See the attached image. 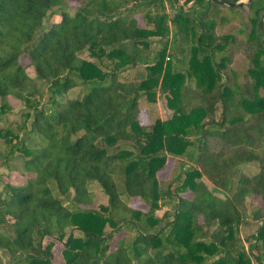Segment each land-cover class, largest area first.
<instances>
[{"label": "trees", "instance_id": "trees-1", "mask_svg": "<svg viewBox=\"0 0 264 264\" xmlns=\"http://www.w3.org/2000/svg\"><path fill=\"white\" fill-rule=\"evenodd\" d=\"M263 10L0 0V264H264ZM224 12L250 47L241 80ZM157 92L170 116L141 123Z\"/></svg>", "mask_w": 264, "mask_h": 264}, {"label": "rangeland", "instance_id": "rangeland-1", "mask_svg": "<svg viewBox=\"0 0 264 264\" xmlns=\"http://www.w3.org/2000/svg\"><path fill=\"white\" fill-rule=\"evenodd\" d=\"M186 6V5H185ZM189 7V6H186ZM169 9V4L166 3L165 9ZM168 10V11H169ZM243 19H245V11L243 9L237 11ZM221 15V14H220ZM224 18L220 19V16H217L216 19V26L214 28V34L215 36H219L221 34L226 33H234L235 35V42L237 44V48L233 50L231 55V62L228 66V69H226V73L228 74L230 70H236V75L238 77V80H241L243 77L244 69L246 68V55L250 51L249 45L246 43L244 38L243 31L238 30V28H242L241 22H239L238 19H230L229 15L224 12ZM85 57L88 56L86 53H83ZM181 65L184 66L185 63L182 61ZM78 92V88H74L71 90L72 95H76ZM10 101L12 102L13 108L11 110L10 115L8 116V119H17V116H13L16 114L20 108L19 101L11 98ZM140 106L143 108V118H145V121H149V117L152 120L155 116H158L162 119L167 118L170 116L171 110L167 107L165 102L162 100L161 96L158 94V92L155 95V101L152 103H149L145 98H141L140 100ZM150 111V113L147 111ZM149 113V117H148ZM211 144L213 147H218L219 143L217 141L212 140ZM180 162L177 158H169L165 164V166L158 172L159 178L162 180H170L173 179L174 176L177 174V172L180 170ZM243 171L247 174H252L256 171L255 166L251 165H243L242 166ZM5 169L0 168V173H5ZM10 179L20 181L22 180V177L20 175H17L15 172H12ZM91 189L94 192V203L95 206H98L99 204H106L107 203V197L106 195L100 191L99 186L97 184H92ZM218 192V191H217ZM217 194L222 195L221 192H218ZM134 205L145 208L144 205H142L139 202H134ZM253 230V226L244 225L241 227L240 234L241 236H245L247 233ZM48 239H45V242ZM59 248L60 244L55 241V244L53 246V253H54V261L59 260Z\"/></svg>", "mask_w": 264, "mask_h": 264}, {"label": "water", "instance_id": "water-1", "mask_svg": "<svg viewBox=\"0 0 264 264\" xmlns=\"http://www.w3.org/2000/svg\"><path fill=\"white\" fill-rule=\"evenodd\" d=\"M215 3H219L220 5L226 6V7H233V6H241L247 4L250 0H237V1H224V0H210ZM262 15L264 17V10L262 12Z\"/></svg>", "mask_w": 264, "mask_h": 264}, {"label": "crops", "instance_id": "crops-1", "mask_svg": "<svg viewBox=\"0 0 264 264\" xmlns=\"http://www.w3.org/2000/svg\"><path fill=\"white\" fill-rule=\"evenodd\" d=\"M142 110H143V108H141V110H140V112H139V119H140V122H141V123H144V124L149 123V122H150V117H149V113H150V111H148V110L146 109V110L149 112V113H148L149 121L146 122V121H145V118H143V116H142V114H143V111H142ZM143 115H144V114H143Z\"/></svg>", "mask_w": 264, "mask_h": 264}, {"label": "built area", "instance_id": "built-area-1", "mask_svg": "<svg viewBox=\"0 0 264 264\" xmlns=\"http://www.w3.org/2000/svg\"><path fill=\"white\" fill-rule=\"evenodd\" d=\"M178 4L180 5H186V6H191L192 5V0H176Z\"/></svg>", "mask_w": 264, "mask_h": 264}]
</instances>
